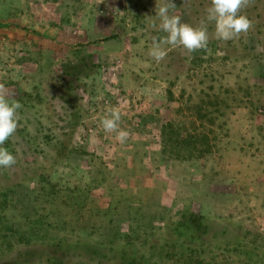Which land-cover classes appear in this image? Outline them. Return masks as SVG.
<instances>
[{
    "label": "rangeland",
    "instance_id": "rangeland-1",
    "mask_svg": "<svg viewBox=\"0 0 264 264\" xmlns=\"http://www.w3.org/2000/svg\"><path fill=\"white\" fill-rule=\"evenodd\" d=\"M174 2L194 27L210 6ZM163 3L0 0V83L23 105L4 145L17 163L0 167V264H57L55 243L131 234L143 264H264V0L242 10L247 33L218 40L206 21L205 49L165 46L157 62ZM81 49L100 67L78 79L72 118L46 104L47 80ZM112 107L131 133L123 144L101 125ZM41 131L65 133L69 154L55 159ZM186 208L206 228L176 242L168 225Z\"/></svg>",
    "mask_w": 264,
    "mask_h": 264
},
{
    "label": "clouds",
    "instance_id": "clouds-1",
    "mask_svg": "<svg viewBox=\"0 0 264 264\" xmlns=\"http://www.w3.org/2000/svg\"><path fill=\"white\" fill-rule=\"evenodd\" d=\"M250 0H210L206 9V18L199 26L184 23L179 15L170 14L177 8L174 0H164L163 4H156V17L159 18V29L166 35L153 40L149 55L157 62L165 59V46L183 47L188 52L205 49L209 42L208 24L215 26V38L230 41L242 33H247L252 27V21L242 10L247 8ZM10 93L5 85L0 83V167L11 168L16 163V157L4 147L5 143L16 133L19 126V110L23 105L15 99H10ZM121 112L118 107L109 108L101 120L105 132L116 133V139L125 143L131 133L120 128Z\"/></svg>",
    "mask_w": 264,
    "mask_h": 264
},
{
    "label": "trees",
    "instance_id": "trees-1",
    "mask_svg": "<svg viewBox=\"0 0 264 264\" xmlns=\"http://www.w3.org/2000/svg\"><path fill=\"white\" fill-rule=\"evenodd\" d=\"M74 57L75 62L73 64L57 68L47 80L48 98L46 104L48 107L53 106L52 104L55 102L54 106L66 111L74 109L76 93L80 92L81 86H84L78 82V79L92 76L100 67L95 56L84 52L83 49L77 50ZM51 108L55 109L54 107ZM68 115L72 118L75 117L73 111L69 112ZM67 137L65 133L44 135L42 131L38 135V138L53 148L55 159L64 158L69 154V149L64 144ZM33 140L38 139L34 137ZM205 228V217L198 211L186 208L183 210V223L178 225L170 221L167 233L176 242H179L180 239H184L186 242L196 240L197 235ZM130 238H134V236L132 237L131 234ZM130 238L128 237L129 240ZM128 239H124V243L89 242L85 240H75L72 243L65 242L63 244L55 243L51 246L50 254L52 255H50L49 262L60 264L62 261L58 257H74L75 259L81 257L74 264H91L93 262V264H103L102 262L107 264H143L142 257L145 256L139 253L137 251L139 248ZM139 247L142 246L139 245ZM67 262L69 263L70 259Z\"/></svg>",
    "mask_w": 264,
    "mask_h": 264
}]
</instances>
